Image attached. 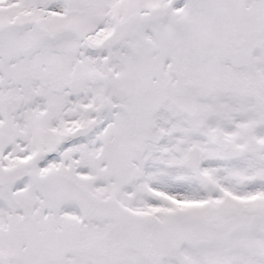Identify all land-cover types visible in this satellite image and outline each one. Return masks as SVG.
Wrapping results in <instances>:
<instances>
[{"label": "snow or ice", "instance_id": "obj_1", "mask_svg": "<svg viewBox=\"0 0 264 264\" xmlns=\"http://www.w3.org/2000/svg\"><path fill=\"white\" fill-rule=\"evenodd\" d=\"M0 264H264V0H0Z\"/></svg>", "mask_w": 264, "mask_h": 264}]
</instances>
